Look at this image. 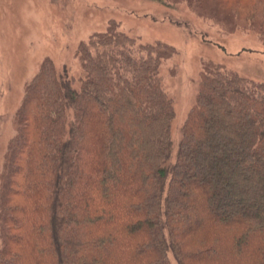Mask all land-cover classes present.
Instances as JSON below:
<instances>
[{
	"label": "trees",
	"instance_id": "obj_1",
	"mask_svg": "<svg viewBox=\"0 0 264 264\" xmlns=\"http://www.w3.org/2000/svg\"><path fill=\"white\" fill-rule=\"evenodd\" d=\"M159 1L264 38V0ZM176 54L111 20L77 79L40 63L3 157L0 264H264V82L203 60L174 156Z\"/></svg>",
	"mask_w": 264,
	"mask_h": 264
},
{
	"label": "rangeland",
	"instance_id": "obj_2",
	"mask_svg": "<svg viewBox=\"0 0 264 264\" xmlns=\"http://www.w3.org/2000/svg\"><path fill=\"white\" fill-rule=\"evenodd\" d=\"M205 6H214L213 0ZM192 10L185 3L159 0H0V174L8 140L16 131L15 113L40 63L49 58L77 79L82 74L78 45L106 30L111 20L142 42L162 40L177 50L160 69L175 109L174 156L195 103L203 60L264 82V38L248 31L244 20H226L231 17L224 12L219 17L225 22L200 18Z\"/></svg>",
	"mask_w": 264,
	"mask_h": 264
}]
</instances>
